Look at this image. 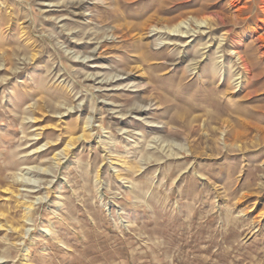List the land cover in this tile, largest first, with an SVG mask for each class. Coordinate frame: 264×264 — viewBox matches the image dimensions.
Wrapping results in <instances>:
<instances>
[{
    "label": "rangeland",
    "instance_id": "374dc122",
    "mask_svg": "<svg viewBox=\"0 0 264 264\" xmlns=\"http://www.w3.org/2000/svg\"><path fill=\"white\" fill-rule=\"evenodd\" d=\"M232 1L0 0V264H264L262 4Z\"/></svg>",
    "mask_w": 264,
    "mask_h": 264
},
{
    "label": "bare ground",
    "instance_id": "6f19581e",
    "mask_svg": "<svg viewBox=\"0 0 264 264\" xmlns=\"http://www.w3.org/2000/svg\"><path fill=\"white\" fill-rule=\"evenodd\" d=\"M240 0H235L233 3H238ZM260 1V3L262 4L261 6H260V11H261V16L259 17V19H258V21H259V23H260V25H258L257 24V29L256 30H254L253 32L255 33H258L259 32V30L260 29H264V0H259ZM251 2V1H250ZM232 3V4H233ZM258 4V3H257ZM240 8L237 10V12H238V16L239 15H242L243 13H245L247 10H249V7L248 6H246V4L244 5V6H239ZM259 8V7H258ZM237 15H236V18H239V17H237ZM180 16V15H179ZM173 21V20H172ZM223 23V22H222ZM183 24H186L187 26H192L190 23H187V22H182V23H180L176 28H174L173 30H171L170 31V33H174L172 36L173 37H176V36H178V37H182V35H190V36H192L193 34H190L191 32H192V29H188V28H185L184 26H183ZM200 27H202V23L201 24H199V28ZM183 30H185V31H183ZM168 32H169V29H168ZM193 32H195L194 30H193ZM253 32H251V34H253ZM175 33H177V35L175 34ZM199 34V33H198ZM176 35V36H175ZM184 37V36H183ZM257 41H259V42H261V43H263L264 44V34L263 35H259L258 37H257V39H256ZM263 55V54H262ZM239 58H240V60H242V62H244V65L246 66V68H247V66H248V64L246 63L247 61H245L244 59V57L243 56H239ZM247 69H249V68H247Z\"/></svg>",
    "mask_w": 264,
    "mask_h": 264
}]
</instances>
